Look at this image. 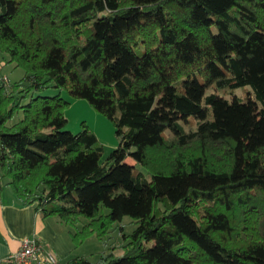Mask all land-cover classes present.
<instances>
[{
  "label": "trees",
  "instance_id": "trees-1",
  "mask_svg": "<svg viewBox=\"0 0 264 264\" xmlns=\"http://www.w3.org/2000/svg\"><path fill=\"white\" fill-rule=\"evenodd\" d=\"M0 51L25 72L0 82L19 205L82 238L135 224L120 255L58 264H264V0H0ZM61 90L112 121L104 161Z\"/></svg>",
  "mask_w": 264,
  "mask_h": 264
},
{
  "label": "rangeland",
  "instance_id": "rangeland-1",
  "mask_svg": "<svg viewBox=\"0 0 264 264\" xmlns=\"http://www.w3.org/2000/svg\"><path fill=\"white\" fill-rule=\"evenodd\" d=\"M7 61V55L0 51V73L7 77L6 85H10L17 83L24 76L25 72L21 67H16L13 62ZM57 92V89L50 87L42 93L51 96ZM208 93H218L220 96L226 98L231 96V90L218 91L213 85H210L206 89L205 94ZM233 93L241 97L244 92L243 89H236ZM15 96L18 97L19 94H15ZM61 96L69 102L65 109V116L67 119L65 129L75 134L82 129L83 124L86 125L93 132L96 139L100 143L102 147L100 161H104L109 153L113 149L117 148L119 143L112 121L97 112L85 99L70 98L64 90H61ZM21 117L22 113L15 115L8 125L15 123ZM183 125L185 128L188 127L187 124L183 123ZM125 161L133 163L129 157H127ZM137 168L144 172L139 165H137ZM2 180L5 183L8 178L4 177ZM8 187L9 193L12 192L10 186ZM103 213H106V211L104 210ZM86 223H88V221L82 219L76 226L66 225L64 235L70 243L72 249L71 255L85 257L90 262H95L101 253H108L112 251L115 255H120L122 252V246L125 244L123 236L128 235L135 228V224L130 222L129 217L125 216L121 221H117L108 226L103 232H101L102 229H95L94 232L85 238H82V234L75 236V234L81 232L83 228L82 224ZM97 231H100V234L97 235L95 233Z\"/></svg>",
  "mask_w": 264,
  "mask_h": 264
},
{
  "label": "crops",
  "instance_id": "crops-1",
  "mask_svg": "<svg viewBox=\"0 0 264 264\" xmlns=\"http://www.w3.org/2000/svg\"><path fill=\"white\" fill-rule=\"evenodd\" d=\"M7 182L0 179V263L6 261L27 237L39 239L59 262L74 257L64 235L66 225L56 216L43 217L34 206L21 207L13 193H9Z\"/></svg>",
  "mask_w": 264,
  "mask_h": 264
},
{
  "label": "built area",
  "instance_id": "built-area-1",
  "mask_svg": "<svg viewBox=\"0 0 264 264\" xmlns=\"http://www.w3.org/2000/svg\"><path fill=\"white\" fill-rule=\"evenodd\" d=\"M7 82V77L0 73V82ZM7 260L11 264H57L58 258L44 248L42 242L35 237L21 240L18 249Z\"/></svg>",
  "mask_w": 264,
  "mask_h": 264
}]
</instances>
